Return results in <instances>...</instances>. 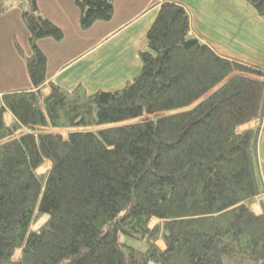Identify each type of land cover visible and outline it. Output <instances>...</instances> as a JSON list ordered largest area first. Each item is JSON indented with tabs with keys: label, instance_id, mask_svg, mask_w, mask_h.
I'll return each instance as SVG.
<instances>
[{
	"label": "trees",
	"instance_id": "16d2710c",
	"mask_svg": "<svg viewBox=\"0 0 264 264\" xmlns=\"http://www.w3.org/2000/svg\"><path fill=\"white\" fill-rule=\"evenodd\" d=\"M73 2L82 30L114 13ZM21 19L31 85L1 95L0 264H264V69L216 54L164 0L121 88L44 93L38 41L64 32L37 0Z\"/></svg>",
	"mask_w": 264,
	"mask_h": 264
},
{
	"label": "crops",
	"instance_id": "0c3cea01",
	"mask_svg": "<svg viewBox=\"0 0 264 264\" xmlns=\"http://www.w3.org/2000/svg\"><path fill=\"white\" fill-rule=\"evenodd\" d=\"M53 1L50 0L49 5ZM162 1L113 0L112 18L106 22H95L86 30L79 27L77 10L73 27L79 33L88 31V36L82 39L91 38L93 43L90 46L94 47L74 54H60L52 51L62 40L40 39L38 46L47 59L45 84L53 82L68 91L80 86L87 93L100 90L92 91L89 88H121L140 70L138 49ZM170 1L182 4L188 12L191 36L207 44L220 56L264 69V15L258 16L244 0ZM37 2L42 14L43 4L41 0ZM43 15L50 19L49 15ZM62 28L65 38V29ZM102 46L105 47L103 51L93 53ZM43 92H48V84L44 86ZM4 120L7 124L13 120L10 112L4 113Z\"/></svg>",
	"mask_w": 264,
	"mask_h": 264
},
{
	"label": "rangeland",
	"instance_id": "374dc122",
	"mask_svg": "<svg viewBox=\"0 0 264 264\" xmlns=\"http://www.w3.org/2000/svg\"><path fill=\"white\" fill-rule=\"evenodd\" d=\"M49 2L50 0H41L44 11L41 14L39 10V13L43 17H45L43 14L49 15L50 19H48L62 30V27H64L66 34L60 45L52 52L68 55L69 52L74 54L82 50L92 49L94 46L90 45L93 43V40L91 38L82 39L84 36H88V31L79 33L78 29L73 27L78 10L73 0H54L51 5H49ZM37 6L39 9L38 2ZM26 8L27 0H0V96L10 90L27 88L31 83L24 59V55L28 56L31 51L28 40L29 34L21 19V11ZM104 48V46L99 47L93 53L101 52ZM20 51H22L23 56L20 54ZM89 89L94 91L98 89L112 90L115 88ZM47 167L46 163L38 171L42 172ZM42 221L43 219L36 226ZM158 245L161 248L163 247L160 241ZM16 255H18V252Z\"/></svg>",
	"mask_w": 264,
	"mask_h": 264
}]
</instances>
